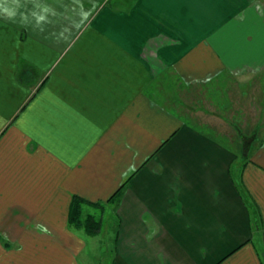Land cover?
Masks as SVG:
<instances>
[{"label": "crops", "instance_id": "0c3cea01", "mask_svg": "<svg viewBox=\"0 0 264 264\" xmlns=\"http://www.w3.org/2000/svg\"><path fill=\"white\" fill-rule=\"evenodd\" d=\"M19 10L17 23L0 18V264H81L72 195L83 216L110 219L109 264H264V116L246 118L243 151L158 99L177 78L249 82L258 99L264 0Z\"/></svg>", "mask_w": 264, "mask_h": 264}, {"label": "rangeland", "instance_id": "374dc122", "mask_svg": "<svg viewBox=\"0 0 264 264\" xmlns=\"http://www.w3.org/2000/svg\"><path fill=\"white\" fill-rule=\"evenodd\" d=\"M247 85V87H239L232 78L227 80L211 78L203 82H184L178 78L162 80L158 90L161 96L158 99L164 107L174 111L179 117L199 129L217 137L225 135L230 138H240L243 144H247L252 134L248 133L251 130L249 121H253L256 115L264 116V112L260 110L264 92H260L258 99H254L248 90L250 83L248 82ZM240 94L244 96L241 102ZM246 118L249 120L248 124ZM230 146L238 148L236 144L231 143ZM93 212L91 214H94L96 220L101 217V224L99 223L98 232L94 236L79 231V235L86 243L80 261L81 264H109L113 247L110 219L105 213L101 215L99 211ZM84 213L86 211H82V216ZM6 247H9L8 243Z\"/></svg>", "mask_w": 264, "mask_h": 264}, {"label": "trees", "instance_id": "16d2710c", "mask_svg": "<svg viewBox=\"0 0 264 264\" xmlns=\"http://www.w3.org/2000/svg\"><path fill=\"white\" fill-rule=\"evenodd\" d=\"M24 105L25 103L20 107V110L23 108ZM249 149V144L242 145L243 151H248ZM112 198L115 199V197ZM84 203L85 202L80 197L75 195L71 196L68 204L66 225L70 229H81L86 234H94L98 229L99 222L93 217V215L82 216V208ZM4 244L7 245L6 243Z\"/></svg>", "mask_w": 264, "mask_h": 264}, {"label": "clouds", "instance_id": "9594fccd", "mask_svg": "<svg viewBox=\"0 0 264 264\" xmlns=\"http://www.w3.org/2000/svg\"><path fill=\"white\" fill-rule=\"evenodd\" d=\"M22 16L23 14L19 10V0H0V18L17 23V18ZM41 19L43 17H38V20Z\"/></svg>", "mask_w": 264, "mask_h": 264}]
</instances>
